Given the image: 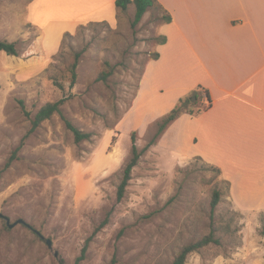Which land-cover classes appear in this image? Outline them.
<instances>
[{
	"label": "rangeland",
	"instance_id": "1",
	"mask_svg": "<svg viewBox=\"0 0 264 264\" xmlns=\"http://www.w3.org/2000/svg\"><path fill=\"white\" fill-rule=\"evenodd\" d=\"M29 1L0 0V39L18 48L17 56L0 51V264H171L183 246L210 231L213 189L227 185L211 163L193 156L189 133L168 127L142 153L124 197L117 198L132 132L143 149L171 110L160 106L153 81L139 93L161 38L158 12L148 10L133 26L131 4L113 23L89 21L70 35L63 31L60 40V27L69 22L54 17L37 28L28 18ZM109 13L106 19L114 17ZM103 69H113L107 80L99 79ZM60 99L64 116L93 132L91 139L77 142L60 113L33 129L36 112ZM252 162L225 165L236 188L222 196L214 222L227 224L231 236L191 253L186 264H264V203L250 196ZM4 216L26 223L10 228Z\"/></svg>",
	"mask_w": 264,
	"mask_h": 264
},
{
	"label": "crops",
	"instance_id": "2",
	"mask_svg": "<svg viewBox=\"0 0 264 264\" xmlns=\"http://www.w3.org/2000/svg\"><path fill=\"white\" fill-rule=\"evenodd\" d=\"M159 1L172 20L160 25L166 41L157 44L159 57L148 62L139 93L148 80L153 81L160 106L166 111L198 85L205 87L212 106L199 114L183 113L169 131L182 127L184 137L189 133L193 156L219 166L231 182V193L236 182L226 164L243 165L247 158L261 164L256 168L254 162L249 164L250 173L256 174L250 196L256 203H264V0ZM115 3L31 0L27 13L29 21L43 30L47 23L55 22L54 17L69 22L60 27L61 40L64 32L75 31L89 21L113 23ZM109 11L114 19L105 18Z\"/></svg>",
	"mask_w": 264,
	"mask_h": 264
},
{
	"label": "trees",
	"instance_id": "3",
	"mask_svg": "<svg viewBox=\"0 0 264 264\" xmlns=\"http://www.w3.org/2000/svg\"><path fill=\"white\" fill-rule=\"evenodd\" d=\"M115 4H116L117 12L126 10L131 4L134 5L135 14H134V20L132 22L133 26H136L142 20L145 13L150 9L158 12L162 22L166 23L172 20V15L168 10L164 8V6L161 4L159 0H116ZM101 23H105L109 25V22L107 20L89 22V24H101ZM82 27H84V25L82 24L79 25V28ZM65 34L70 35V32H66ZM160 37L161 38L159 40V43H164L166 41V36L160 34ZM0 51H3L8 55L17 56L18 48L16 41L0 39ZM80 56H81V52H77L75 54V60L70 69L71 86H73L76 83V79H77L76 69L79 64ZM158 57H159V53L156 52L153 58L156 59ZM106 64L109 65V62H106ZM112 73H113V69H103L99 75V79L107 80L112 75ZM64 100L65 99H60L57 101H50L44 104L36 112L32 120L33 129L38 127L43 121L51 118L55 113H60L61 115H63L68 128L73 132L75 140L77 142H80L85 139L86 140L91 139L93 136V132H86L79 129L72 123L71 120H69L66 116H64V114L62 113V106L64 104ZM204 100L207 101L205 102ZM211 106H212V99L209 91L202 85H198L190 93L181 97L177 101L175 106L166 115L161 117V119L158 121V129L155 135L150 139V141L143 149H139L137 144V134L136 131H133L131 134V141H132L131 156L123 169L121 183L118 187L117 198L120 200L124 197L127 186L129 185V182L132 178L133 168L138 164L142 153L159 141V139L163 136L166 129L171 125V123H173L183 113L199 114L201 112L208 110ZM198 158L201 157L198 156ZM209 165L216 171V175L222 176V170L219 166L214 164H209ZM221 181L225 182L227 187L226 189H223L221 187H216L213 189L212 198H211V211H210L212 225L210 231L205 235H203L202 237H200L199 239L183 246L175 256L171 264H186L187 259L191 253L200 251L212 244L223 245L226 236L227 235L231 236V233L229 232L230 229L227 224L222 225V224H216L214 222L215 209L218 206V204L221 202L222 196L225 195L228 191H230L231 188V182L229 180L222 178ZM107 223H108V217L105 218L99 225L96 226L92 236L96 235L97 232L100 229H102ZM29 227L32 228V226ZM92 236L87 240L84 247L82 248L81 254L77 257V263L85 258L86 251L88 249V243L92 238Z\"/></svg>",
	"mask_w": 264,
	"mask_h": 264
},
{
	"label": "water",
	"instance_id": "4",
	"mask_svg": "<svg viewBox=\"0 0 264 264\" xmlns=\"http://www.w3.org/2000/svg\"><path fill=\"white\" fill-rule=\"evenodd\" d=\"M0 215L3 216V214H0ZM4 217L6 218V220H7V224H8V226H9L10 228L14 227L15 225H17V224H19V223H23V224L26 223V221H25L23 218H20V219H18V220L15 221V222H11V220H10L9 217H6V216H4ZM36 232H37V234H39L42 238H45V236H44L39 230H36ZM46 243L48 244L49 248L53 249V240H52V239H50V238H46ZM54 255H55L57 258H59V260H61V259H60V253H59L58 250H55V251H54Z\"/></svg>",
	"mask_w": 264,
	"mask_h": 264
}]
</instances>
